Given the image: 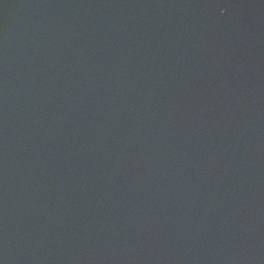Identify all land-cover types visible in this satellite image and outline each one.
Segmentation results:
<instances>
[{"label": "water", "instance_id": "95a60500", "mask_svg": "<svg viewBox=\"0 0 264 264\" xmlns=\"http://www.w3.org/2000/svg\"><path fill=\"white\" fill-rule=\"evenodd\" d=\"M0 264H264V0H0Z\"/></svg>", "mask_w": 264, "mask_h": 264}]
</instances>
